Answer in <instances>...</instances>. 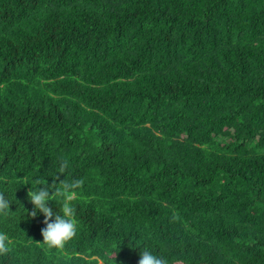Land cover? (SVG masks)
<instances>
[{"label": "trees", "instance_id": "1", "mask_svg": "<svg viewBox=\"0 0 264 264\" xmlns=\"http://www.w3.org/2000/svg\"><path fill=\"white\" fill-rule=\"evenodd\" d=\"M0 264H264V0H0Z\"/></svg>", "mask_w": 264, "mask_h": 264}]
</instances>
